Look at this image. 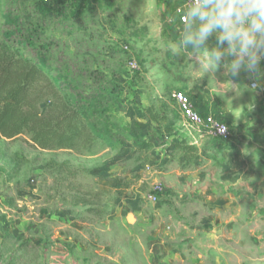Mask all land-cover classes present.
<instances>
[{
    "label": "rangeland",
    "instance_id": "rangeland-1",
    "mask_svg": "<svg viewBox=\"0 0 264 264\" xmlns=\"http://www.w3.org/2000/svg\"><path fill=\"white\" fill-rule=\"evenodd\" d=\"M0 3L2 11L8 5L12 16L37 31L49 63L69 60L83 78L98 69L113 94L99 117L108 122L106 141L79 150H38L28 133L0 138V264H185L167 256L174 235L170 220L191 218L201 203L167 194L157 203L146 199L155 181L168 186L154 174L153 146L140 135L142 119L178 116L170 93L166 100L177 112L167 103L161 110L151 100L146 107L140 102L142 92L153 93L154 79L168 80L172 41L164 29L177 0ZM27 53L35 56L31 48ZM132 59L137 70L127 68ZM230 126L232 141L237 131ZM204 141L219 143L208 136ZM239 233L247 234L246 226Z\"/></svg>",
    "mask_w": 264,
    "mask_h": 264
},
{
    "label": "crops",
    "instance_id": "crops-1",
    "mask_svg": "<svg viewBox=\"0 0 264 264\" xmlns=\"http://www.w3.org/2000/svg\"><path fill=\"white\" fill-rule=\"evenodd\" d=\"M169 23L164 33L173 42L180 22L174 15ZM189 64L199 70L195 56L168 60L167 82L154 79L153 93L140 95L141 106L151 100L164 110L166 103L172 106L166 96L182 91L202 113L236 127L237 138L206 143L176 106V117L142 119L140 135L153 146L150 163L168 186L165 194L174 201L191 196L201 203V212L193 210L191 218L171 217L174 235L167 256L185 264H264V77L249 79L241 72L234 79L221 67L195 81ZM240 226H246L247 234L239 233Z\"/></svg>",
    "mask_w": 264,
    "mask_h": 264
},
{
    "label": "trees",
    "instance_id": "trees-1",
    "mask_svg": "<svg viewBox=\"0 0 264 264\" xmlns=\"http://www.w3.org/2000/svg\"><path fill=\"white\" fill-rule=\"evenodd\" d=\"M8 9L5 4L2 11L0 3V138L28 133L38 150H79L106 141L108 122L99 117L113 94L103 85V72L95 69L83 78L69 60L55 59L53 66L37 31Z\"/></svg>",
    "mask_w": 264,
    "mask_h": 264
},
{
    "label": "clouds",
    "instance_id": "clouds-1",
    "mask_svg": "<svg viewBox=\"0 0 264 264\" xmlns=\"http://www.w3.org/2000/svg\"><path fill=\"white\" fill-rule=\"evenodd\" d=\"M180 16L186 19L168 50L173 57L195 56L199 70L189 64L195 81L221 67L234 79L241 72L264 77V0H188Z\"/></svg>",
    "mask_w": 264,
    "mask_h": 264
},
{
    "label": "built area",
    "instance_id": "built-area-1",
    "mask_svg": "<svg viewBox=\"0 0 264 264\" xmlns=\"http://www.w3.org/2000/svg\"><path fill=\"white\" fill-rule=\"evenodd\" d=\"M188 0H177L174 6V15L181 12L182 7ZM186 19L183 16L179 17V22ZM129 70H137L138 64L132 59L128 62ZM171 98L176 103L177 108L184 118L186 124L193 130L199 132L203 136L215 138L219 141H229L232 137L231 126L229 123L222 121L212 114L202 113L196 108L192 100L182 91L173 90L170 93ZM166 192V186L161 181H155L150 190L146 193V199L151 203H157Z\"/></svg>",
    "mask_w": 264,
    "mask_h": 264
},
{
    "label": "water",
    "instance_id": "water-1",
    "mask_svg": "<svg viewBox=\"0 0 264 264\" xmlns=\"http://www.w3.org/2000/svg\"><path fill=\"white\" fill-rule=\"evenodd\" d=\"M128 221L129 222L133 221V217L131 215L128 216Z\"/></svg>",
    "mask_w": 264,
    "mask_h": 264
}]
</instances>
